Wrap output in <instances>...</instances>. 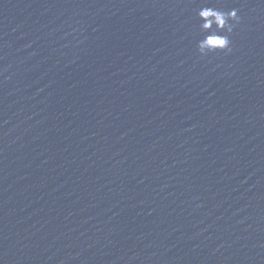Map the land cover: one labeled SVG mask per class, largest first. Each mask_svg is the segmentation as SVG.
Returning a JSON list of instances; mask_svg holds the SVG:
<instances>
[{"label":"water","instance_id":"water-1","mask_svg":"<svg viewBox=\"0 0 264 264\" xmlns=\"http://www.w3.org/2000/svg\"><path fill=\"white\" fill-rule=\"evenodd\" d=\"M0 264H264V0H0Z\"/></svg>","mask_w":264,"mask_h":264},{"label":"clouds","instance_id":"clouds-1","mask_svg":"<svg viewBox=\"0 0 264 264\" xmlns=\"http://www.w3.org/2000/svg\"><path fill=\"white\" fill-rule=\"evenodd\" d=\"M201 21L199 28L202 38L197 42V50L201 56L232 51L230 35L240 23L236 9L223 11L215 7H202L198 13Z\"/></svg>","mask_w":264,"mask_h":264}]
</instances>
